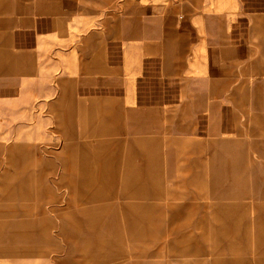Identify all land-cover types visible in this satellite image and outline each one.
Returning <instances> with one entry per match:
<instances>
[{
  "label": "rangeland",
  "instance_id": "374dc122",
  "mask_svg": "<svg viewBox=\"0 0 264 264\" xmlns=\"http://www.w3.org/2000/svg\"><path fill=\"white\" fill-rule=\"evenodd\" d=\"M80 44H43L36 68L15 64L0 45V264H264V202L217 194L227 186L209 180V150L228 157L221 149L240 144L256 183L250 194H264L259 90L247 82L242 105L237 87L209 98L205 82L158 113L131 114L94 97L79 113ZM137 144L158 151L168 196L133 185L141 173L116 170L113 155Z\"/></svg>",
  "mask_w": 264,
  "mask_h": 264
},
{
  "label": "crops",
  "instance_id": "0c3cea01",
  "mask_svg": "<svg viewBox=\"0 0 264 264\" xmlns=\"http://www.w3.org/2000/svg\"><path fill=\"white\" fill-rule=\"evenodd\" d=\"M59 41L81 43L77 49L84 62L75 101L79 113L88 110L90 97L131 114L158 113L162 106L182 104L186 90L205 82L209 98L237 87L242 105L245 94L240 91L248 82L260 92L255 107L264 104V0H0V45L9 49L15 64L36 68L43 44ZM95 109H90L91 120ZM18 132L13 137H19ZM136 147L125 156L113 155L116 170L129 176L141 173L140 180L131 178L133 185L158 187L168 196L171 188L164 189L157 170L158 151ZM221 150L228 157L209 150L215 156L209 158V180L216 187L227 186L217 194H246L264 202L262 190L250 194L249 187L256 183L246 174L242 146ZM167 153L166 164L173 161V152ZM172 177L166 175L170 182Z\"/></svg>",
  "mask_w": 264,
  "mask_h": 264
}]
</instances>
